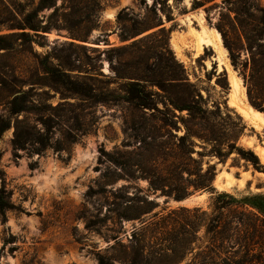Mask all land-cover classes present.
<instances>
[{"label": "rangeland", "instance_id": "rangeland-1", "mask_svg": "<svg viewBox=\"0 0 264 264\" xmlns=\"http://www.w3.org/2000/svg\"><path fill=\"white\" fill-rule=\"evenodd\" d=\"M49 1L50 6L39 8L40 0H0V119L11 122L0 134V188H4L5 201L11 207L6 211L5 222L0 220V264H99L96 253H104L112 243L95 226L106 211L105 193L89 195L87 190L90 186L96 188L94 180L109 165L102 151L136 150L142 138L153 142L148 136L151 133L163 148L162 158L157 161L158 168L165 172L173 159L169 153L176 143L175 136L184 132L178 122L179 127L171 130L172 135L164 133L158 128L160 122L150 115L152 112L161 117L160 113L141 110L120 99L84 106L87 103L62 86L46 66L54 68L57 75L65 73L71 81H81L115 95L123 93L127 77L160 76L169 90L179 93L183 83L167 79L175 72L184 74L199 90L201 105L207 111L206 119L196 120L194 123L199 124L192 127L199 130L211 124L218 145L229 142L249 148L264 166V119L244 117L235 105L251 106L248 89L252 96L264 92V36H254L252 54L246 49L244 38V30L253 33L250 29L260 28L250 14L254 12L252 5L260 3L264 7V0H209L196 9H191L192 0H45ZM243 1L246 2L241 4ZM123 8L130 18L127 25L136 21V27L142 28L159 17L162 25L121 41L116 16ZM103 11L112 15L103 16ZM30 23L44 27V31L27 28ZM217 25L222 27L237 59L236 68ZM161 27L163 32L158 30ZM171 57L182 66V71ZM164 62L172 66L173 73H167L165 68L162 74L158 73ZM253 65L260 74L255 86L247 82ZM145 85L147 91L157 92L153 100L158 108L167 111L161 103L160 89L154 84ZM19 91H27L34 106L31 112L11 115L7 101ZM67 103L80 105L85 127V134L68 151L54 152L48 148L38 156L13 148L11 138L16 118L38 128L39 119L48 120L52 141L61 138L65 123L72 122L65 117L72 114ZM181 114L186 117V111ZM60 118L62 122H58ZM241 123L245 128L239 133ZM193 141L195 151L208 154L210 144L197 138ZM192 156L199 159L196 153ZM201 160L203 167L206 162L215 165V190L235 196L264 193V172L254 170L237 153L232 152L222 162L208 155ZM149 166V162L144 164V169L151 170ZM132 169L141 177L130 181L119 179L114 186L128 184L133 187L129 195L148 194L154 198L158 206L142 217H149L155 211L168 215L167 230L178 226L180 214H168L172 209L208 208V191H193L181 202L166 199L158 196L159 191L153 194L148 190L149 180L143 178L147 177L145 173L138 172L137 165H132ZM140 211L141 206L133 207L129 213L139 215ZM137 224V221H123L126 234ZM185 237L182 250L191 248L195 252L205 244L203 228L188 229ZM3 241L8 242L1 250ZM122 241L127 243V238L122 237ZM190 255L178 264H184Z\"/></svg>", "mask_w": 264, "mask_h": 264}, {"label": "trees", "instance_id": "trees-1", "mask_svg": "<svg viewBox=\"0 0 264 264\" xmlns=\"http://www.w3.org/2000/svg\"><path fill=\"white\" fill-rule=\"evenodd\" d=\"M208 1L192 0L191 9L202 7ZM244 2L246 1L240 3L243 4ZM50 4V1L40 0L38 7L45 8ZM241 7H243L244 12L248 11L246 6L242 5ZM252 8L254 12L250 15L254 17L256 25L260 28L250 29L253 33H249L245 25L241 24L242 29H246L244 30L246 49L251 54L253 53L251 44L254 43V36H264V28H261L264 25V7L258 3L252 5ZM234 11L235 14H238L236 10ZM154 13L157 15L156 10H154ZM166 17L170 19L168 15ZM116 20L120 25L118 36L121 41L134 38L153 26L162 25L161 17L155 23L142 28L136 27V21L127 25L130 18L126 16L124 8L117 13ZM26 26L33 31H44V27L36 24L30 23ZM216 27L222 35L223 45L229 52L231 63L236 68L237 59L225 39L223 29L220 25ZM158 30L164 31L162 27ZM260 53L262 51L257 54ZM262 54V60H264V52ZM171 58L179 71H182V66L176 63L173 57ZM251 62L255 63V61ZM164 68L167 73H173L172 66L167 62H164L163 68L158 67V73L162 74ZM46 69L52 76L56 77L62 86L75 94L82 103H87L84 106L89 107L96 103H106L120 99L132 103L141 110L147 109L160 113L161 117H156L152 112H150V115L160 122L158 128L163 129L164 133L172 135L171 130L178 129V122L184 128L182 135L175 136L176 143H173L174 148L169 153V156L173 159L165 172L158 168L157 161L162 158L163 148L160 143L155 142L156 138L151 133L148 136L153 139V142L142 138L138 141L139 145L134 148L136 150H117L113 153L102 151L104 161L108 162L109 165L94 180L96 188L90 186L87 190L89 195H97L99 191L105 193L106 211L95 226H97V230L98 228L101 229L100 233L103 238L111 240L112 243L105 248L104 253H96L99 264H178L189 253H191L190 258L184 264H264V193L235 196L224 191L215 190L213 187L216 176L215 165L206 162V166L203 167L201 158L205 155L215 156L222 162L232 152H235L244 162L251 164L254 170L258 172H264V166L253 150L249 148L236 147L229 142L218 145L217 134L211 124L200 127L199 130L192 127L193 124H199L194 123L196 120L206 119L207 111L201 105L202 96L199 90L189 83L184 74L177 75L175 72V75L167 79V81L183 83L179 93L169 90L164 85V79L159 76L156 79L127 77L128 81L123 83V93L115 95L108 91H99L81 81H71L65 73L57 75L52 67L46 66ZM244 78L246 80V75H244ZM259 79V70L253 65L248 73L247 82L249 85L255 86L258 84ZM146 83L154 84L160 89L163 98L161 103L164 110L167 109V111L164 112L158 108L157 102L153 100V96L157 92L147 91ZM248 102L255 110L264 114V92L252 96L251 90L248 89ZM7 104L9 114L19 115L31 112L34 101L27 91H19L18 94L7 101ZM67 106L70 107L68 111L72 114L64 116L67 121L71 119L72 122L67 123V125L65 123L61 138L54 141H52L53 132L48 120L39 119L38 123L41 127L38 128L24 119L16 118L13 123L11 138L13 148L26 150L30 154H37L38 156L48 148H52L54 152L68 151L70 146L85 134V127L79 113L80 105L67 103ZM216 108L219 110L218 105ZM183 111H186V117L181 114ZM58 122H62V119H58ZM10 125V120L0 119V134ZM240 127L239 133L243 131L245 125L241 123ZM193 138L210 144L208 154L194 150ZM193 153H196L199 159L193 157ZM148 162L151 170L144 169V164H148ZM134 164L140 168L138 172L146 174L147 177L143 178H148V190L151 193L156 194L159 191L158 196L179 201L193 191H208L210 193L208 208L206 210L201 207L172 209L168 214H180L179 219L176 221L178 226L172 231L167 230L166 227L168 215H161L159 211H155L149 217H142V215L153 211L158 206V202L154 198H150L148 194L142 197L129 195V189L133 187L128 184L114 186L119 179L130 181L141 177V175L136 174L137 171L132 169ZM138 202H141V204ZM140 206L139 215L129 213L131 208ZM10 208V205L5 201L4 188H0L1 223L5 222L6 211ZM182 213H187V215ZM190 213H193L192 216ZM123 221H137L138 224L132 225L130 234L127 235L123 227ZM194 228L196 230L203 228L204 246L199 247L195 252H192L191 248L182 250L186 242L185 235L188 233V229L194 231ZM122 237L127 238V243L122 241ZM165 240L170 243L167 245L162 243ZM6 242L8 241H3L1 250H3ZM178 246L180 248H177Z\"/></svg>", "mask_w": 264, "mask_h": 264}, {"label": "bare ground", "instance_id": "bare-ground-1", "mask_svg": "<svg viewBox=\"0 0 264 264\" xmlns=\"http://www.w3.org/2000/svg\"><path fill=\"white\" fill-rule=\"evenodd\" d=\"M107 15H112V14H108ZM210 42V41H209ZM209 45V44H208ZM234 102V101H232ZM234 104V103H233ZM236 107H237V111L244 117L247 118H263L264 119V114L255 110L254 108H252L251 106L247 105H240L238 103H235Z\"/></svg>", "mask_w": 264, "mask_h": 264}, {"label": "water", "instance_id": "water-1", "mask_svg": "<svg viewBox=\"0 0 264 264\" xmlns=\"http://www.w3.org/2000/svg\"><path fill=\"white\" fill-rule=\"evenodd\" d=\"M107 13H108L107 11H103V16H107ZM184 200H186V199H184ZM184 200H179V201L181 202V201H184Z\"/></svg>", "mask_w": 264, "mask_h": 264}]
</instances>
